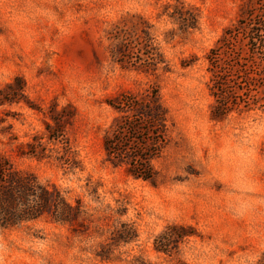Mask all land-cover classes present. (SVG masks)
Listing matches in <instances>:
<instances>
[{
  "label": "rangeland",
  "instance_id": "rangeland-1",
  "mask_svg": "<svg viewBox=\"0 0 264 264\" xmlns=\"http://www.w3.org/2000/svg\"><path fill=\"white\" fill-rule=\"evenodd\" d=\"M245 2L0 0V155L82 212L72 225L44 218L0 228V264H258L264 110L212 120L206 60ZM174 10L185 16L170 18ZM116 26L149 31L166 71L117 63ZM147 89L169 112L151 182L113 167L103 150L118 117L110 104ZM34 136L49 158L19 156Z\"/></svg>",
  "mask_w": 264,
  "mask_h": 264
},
{
  "label": "trees",
  "instance_id": "trees-1",
  "mask_svg": "<svg viewBox=\"0 0 264 264\" xmlns=\"http://www.w3.org/2000/svg\"><path fill=\"white\" fill-rule=\"evenodd\" d=\"M245 1L236 25L224 31L206 56L214 99L211 119L215 121L240 108L264 110V0ZM184 16L175 10L170 14L172 19ZM137 31L131 34L118 26L112 29V57L122 66L130 65L153 77L159 70L166 71L160 68L164 59L151 45L149 31ZM110 105L118 117L103 139L105 161L113 167L125 166L135 179L153 181L152 162L168 146V109L153 89L140 95H122ZM46 131L47 141L56 138L51 136L50 126ZM25 149L19 156L38 161L50 157L41 136H34ZM81 215L79 203L70 204L57 187L17 170L8 157L0 155V228H15L44 218L66 226L80 220ZM258 264H264V256Z\"/></svg>",
  "mask_w": 264,
  "mask_h": 264
}]
</instances>
